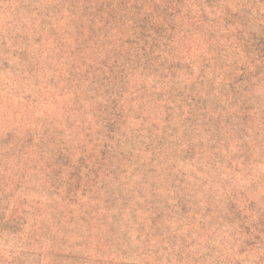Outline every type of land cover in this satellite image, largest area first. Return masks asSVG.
<instances>
[{
  "label": "rangeland",
  "instance_id": "1",
  "mask_svg": "<svg viewBox=\"0 0 264 264\" xmlns=\"http://www.w3.org/2000/svg\"><path fill=\"white\" fill-rule=\"evenodd\" d=\"M0 264H264V0H0Z\"/></svg>",
  "mask_w": 264,
  "mask_h": 264
}]
</instances>
